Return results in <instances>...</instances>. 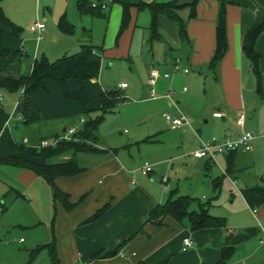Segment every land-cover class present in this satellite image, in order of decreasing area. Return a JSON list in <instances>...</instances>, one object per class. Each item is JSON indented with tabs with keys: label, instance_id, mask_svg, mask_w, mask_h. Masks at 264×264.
<instances>
[{
	"label": "rangeland",
	"instance_id": "obj_1",
	"mask_svg": "<svg viewBox=\"0 0 264 264\" xmlns=\"http://www.w3.org/2000/svg\"><path fill=\"white\" fill-rule=\"evenodd\" d=\"M78 1L3 0L5 16L23 30L21 37H16L0 19V46L11 51H26L31 59L35 58L39 51L54 62L79 53L80 41L87 39L91 34L92 41L89 45L101 49L107 20L99 16L93 18L90 14L81 15L77 8ZM87 1L98 3L99 0ZM186 12L188 13V10ZM186 12L180 15L188 24L189 15L187 17ZM63 16L71 25L72 33L61 28L60 21ZM36 21L45 22L47 27L40 39L29 29ZM228 24L227 16V29ZM123 35L120 28L118 40L119 36ZM182 44L184 47L189 46L187 42ZM159 46L160 44L156 46L158 49L153 60L142 61L133 57L106 61L102 65L99 79L88 81L86 84V90L91 98L89 113L79 101L66 98L60 87L50 80L46 84L47 90H39L31 98L33 107L42 113V120L36 124L25 125L18 120L21 116L19 114L12 120L21 93L0 90V158L6 151L12 152L11 155L14 153L8 136L17 145H25V138L32 141L41 138L50 140L54 138H50L52 134L63 135V129L66 127H74L77 132L81 131L88 121L101 115L102 95L105 91L118 90L121 95L128 98V101L118 105L105 116L94 132L96 140L91 137L86 141L87 144L91 148L97 144L111 154L116 153L119 158L129 163L128 167L131 170L137 168L139 171L146 162L149 163L159 174L155 178L152 176L155 179L153 181L155 187L164 189L165 184L162 183L161 176L168 177L169 185L178 187L180 194L197 201L194 209L198 210L200 203L212 216L224 219L226 227L214 229L222 230L225 235L231 231L240 234L248 229H254L255 234L237 246L230 264H264V244H260V240L264 238L261 231V228L264 229V206L257 209L258 213L255 216L254 210L247 205L241 193L247 186L264 187V100L257 93V79L251 70L250 62L244 56L243 96H251L250 99L253 97L257 106L251 120L256 140L252 143L254 150L244 159L243 169L232 179L226 172L227 162L224 156L217 158L221 166L216 164L210 170L205 169L206 160H200V163L193 160L191 153L194 152V148L191 142L184 143L180 131L170 129L165 119V114L175 117V112L170 110L165 100L150 99L148 78L152 71L151 67H162L164 60V54L160 53L162 50ZM135 48L137 49L134 54L140 51V46ZM9 62V57L0 58V64L4 67H7ZM190 70V84L187 86L191 93L198 90L200 95H204L207 110L212 112L223 100L231 104L232 109L236 111L235 114L244 110L243 96L236 95L237 91H234L233 87H220L215 84L210 70L201 71L193 67ZM260 71L263 82L264 68L260 67ZM218 75L221 76L220 70ZM119 83H125L129 88L121 90L118 87ZM262 87L264 93V84ZM68 88L71 92H77L80 86L72 80ZM247 112L250 118L251 111ZM7 122L10 123L9 127ZM194 127L195 132H191L188 139L192 143H198L199 140L194 134H198L197 128L205 127V133L208 128L201 120L198 124L194 123ZM234 128L239 130L236 123ZM2 129L7 133L1 134ZM151 135H155L156 143L141 141ZM128 143H133V146L127 147ZM77 156L78 164L85 168L84 171L94 163L92 159L102 158L91 152L80 153ZM217 178L215 188L213 182ZM233 180L236 186L232 183ZM41 181L42 186L31 184L22 174V169L0 166V213L3 214V220L0 222V264H52L49 248L35 252L38 246L46 245H54L58 251L56 240H53L51 234L52 216H56L58 202H54L52 189ZM16 192H20L21 196L16 197ZM3 195H8L4 199L5 206L1 205ZM184 224L191 229L189 221H185ZM21 239L25 242H20ZM198 262L204 264L205 260L200 259Z\"/></svg>",
	"mask_w": 264,
	"mask_h": 264
},
{
	"label": "crops",
	"instance_id": "obj_2",
	"mask_svg": "<svg viewBox=\"0 0 264 264\" xmlns=\"http://www.w3.org/2000/svg\"><path fill=\"white\" fill-rule=\"evenodd\" d=\"M81 1L89 2L87 0H79L77 8L78 3ZM141 1L145 4H167L177 0ZM227 1L229 2L227 8L229 46L226 56L217 67L215 74L209 68V64L216 48V25L221 0H200L197 7V17L188 20L189 39L185 41L189 44L188 47H184L182 44L184 42L180 39L177 23L164 15L158 19V37L152 39L150 28L153 18L152 12L148 7L140 9L137 7L131 8L128 25L122 32L124 35L122 37L119 36V41L118 34L122 26L124 14L122 4L113 0L98 1V4L108 6V9L101 11L99 15V17L107 20L103 47L101 48L104 51L102 65L106 61L122 60L125 58L133 59V57L142 61L153 60L155 58V51L158 49L156 46L160 44L159 48L162 50L160 53L164 54L163 65L159 68L151 67V69L158 70L161 74L168 73L170 77L158 80L156 91L159 98L152 99L150 96V99L165 100L170 110L175 112V117L180 113L188 117L190 124L178 129H172L170 123H168L170 129L180 131L183 137L181 140L184 143L191 142L194 152L200 148L203 141H207L212 137L236 139L245 131L252 133L255 131V128L252 126L253 121L251 120L257 106L253 97L250 99L249 97L251 96H243L245 85L242 71L245 65V55L242 46L244 36L249 28L257 20L264 19V0ZM187 10L188 13L186 12ZM182 12H186L188 17V8L183 9L180 13ZM101 15H104V17ZM46 29L44 32H46ZM261 38H264L263 34L257 40L256 50L262 55L260 67L263 69L264 41L262 40L264 39ZM91 41L92 36L90 34L87 36V39L80 41V47L83 44H89ZM139 46L140 51L134 54V51L137 49H134V47ZM24 53L27 54L26 51ZM42 56L47 57L44 53L40 54L38 51L35 58L31 59L29 57L31 60H34ZM177 62H179V70H176ZM192 67L201 71L210 70L213 73L215 84L220 87H233L234 91H237L236 95L241 94L243 96L244 110L235 114L236 111L225 100L217 104L212 112L207 110L204 104V95H200L198 90L191 93L187 86V84H190L189 75ZM186 69L189 70L188 73H185ZM219 70L221 76L218 75ZM196 80L198 81V78ZM121 84L123 83H119L118 87L122 90ZM128 88L129 86L123 90ZM185 88L187 89L186 91H184ZM150 94L151 87L149 86ZM168 94L170 98L166 97ZM19 103H21L20 99L17 101V105ZM17 105L12 120L16 118ZM34 110L36 109L34 108ZM36 111L40 112V110ZM247 111H251L250 118ZM215 112H221L223 117L214 118L213 114ZM241 114H245L246 116V123L243 128L239 127L236 123V119ZM19 115L22 116V114ZM18 120L20 121V119ZM199 120H201L202 124L206 125L208 131L205 133V127H198V134H194L199 142L192 143L188 138L191 132H195L194 123L198 124ZM20 122L24 123V120ZM235 123L239 130L234 128ZM9 124H7V127H9ZM69 128L71 127L64 128L63 134ZM6 133L5 130H1V134ZM59 136L61 135L55 133L50 138H57ZM152 136L155 140L152 143H156L157 139L155 135L149 137ZM204 136L208 138L206 139ZM26 139H24V144L28 147V144L25 143ZM43 140V138L38 141L29 140V144L38 145ZM144 140L141 141L143 142ZM255 140L256 137L254 142ZM128 146L132 147L133 143H128ZM95 148L97 151L91 153L100 155L101 159H92L91 161L94 163L79 175L61 177L57 180L58 188L69 195L72 204H77L72 210L68 211L58 201L56 216H52L53 230L51 234L53 240H56L61 264H137L141 261L147 264H161L167 260L169 261L168 264H201L198 262L200 259L201 261L205 260L204 264H216L219 261L224 241L229 232L225 235L222 230L214 228L195 232L189 229L186 224H180L171 218H167L162 226L154 223L146 224L150 212L158 204L166 202L170 192L176 190L178 195H182L179 193V188L169 185L170 179L165 176H161V181L165 184L164 189L157 188L154 186L155 183H153L155 176L159 175L155 169L148 176L141 175L139 173L141 169L139 171L137 168L131 170L128 167L129 163L119 158L116 153L111 154L107 150L97 146V144ZM253 150L254 148L249 152ZM249 152L238 151L232 157V179L236 178L237 174L243 169L244 159ZM193 153H191V157L193 160H197L198 163H200V160H205L195 159ZM11 154L12 152L6 151L0 159L6 158ZM107 154H109L108 157H105ZM229 155H221L224 156L227 165V156ZM214 165L216 164L206 160L205 169L210 170ZM22 174L25 175L31 184L35 183L42 186V179L32 170L22 169ZM164 178H167L166 182H164ZM234 182L233 180L232 183L234 184ZM253 187L258 186H247L246 188ZM2 201H4V195ZM2 201L1 205L3 206ZM106 206L108 208L102 216L95 221H89L100 209ZM2 220L3 214L0 222ZM140 229L143 231L139 232ZM185 238H191L193 241L192 248L186 252L182 250ZM126 241L129 242L119 249L117 255L108 256L110 252H113ZM38 243L36 246H38ZM187 253H190V255H187ZM98 254H100V257L94 258ZM194 258L195 260H192Z\"/></svg>",
	"mask_w": 264,
	"mask_h": 264
},
{
	"label": "trees",
	"instance_id": "obj_3",
	"mask_svg": "<svg viewBox=\"0 0 264 264\" xmlns=\"http://www.w3.org/2000/svg\"><path fill=\"white\" fill-rule=\"evenodd\" d=\"M0 0V19L5 27L10 29L16 37H21L22 30L15 25L4 14ZM122 4L124 9L121 32H123L129 21V14L132 7L143 8L148 7L152 12V39L158 37V19L164 15L177 23L179 36L182 42L189 39L187 21L183 20L180 12L188 8L189 20L197 17V7L200 0H177L167 4H145L141 0H113ZM91 2L81 1L78 3L79 12L90 14L92 17L100 15L101 10L93 9ZM229 2L221 0L217 25H216V48L213 58L209 64V68L215 74L217 67L226 56L228 51V29H227V8ZM104 17V15H101ZM61 28L68 33H72L73 29L66 20L65 16L60 21ZM264 34V19L257 20L246 32L243 40L242 50L244 55L251 63V70L257 79V93L264 100L262 74L260 71V63L262 55L256 50V43L259 37ZM2 56L9 57L10 62L7 67L0 64V90L9 93H21L20 102H25L26 109L22 115L25 125L37 123L42 116L39 111L34 110L31 98L39 90H47V81H54L62 90L64 96L68 99L79 101L87 113L90 112V96L85 88L88 81L98 79L100 76L102 61L104 59V51L89 44H83L81 51L73 56H66L57 61L51 62L47 57L42 56L39 59L31 60L30 57L22 50L11 51L3 49L0 46V58ZM76 81L80 86L77 92H71L68 88L70 81ZM23 93V94H22ZM128 98L121 95L118 90H112L102 95V106L100 116L88 121L85 127L74 135L73 140L60 141L55 147H47L36 149L25 145H17L13 139L8 136V142L13 150V155L0 160V164L17 167L21 169L32 170L40 177L53 191L54 202L60 201L66 210H72L77 204L70 202V197L62 192L57 186V180L61 177H73L81 174L84 169L81 168L77 161V155L86 152H95V147H90L86 141L91 137L96 140L94 132L104 120L105 116L113 111L115 107L124 104ZM1 113V108H0ZM143 142H155L154 137H148ZM236 152L227 156V174L233 172L232 157ZM61 161H58L60 160ZM218 178L214 180L213 185L216 188ZM247 205L252 209L262 208L264 206V187L258 186L243 189L241 191ZM16 197L21 193L16 192ZM8 195H4V199ZM196 200L190 196L178 195L177 191L169 194L166 202L158 204L149 214L147 223H154L162 226L167 218H171L180 224L189 221L192 231H200L204 229L226 227L224 219L212 216L209 210L199 203V209H194ZM5 206V200L2 201ZM108 206L100 209L89 221L97 220L107 210ZM143 229V228H142ZM140 229L139 232L143 230ZM255 234L254 229H248L244 233L234 234L229 232L224 241L221 252V258L216 264H230V259L236 252L237 246L248 241ZM126 241L108 256H115L119 249L127 244ZM43 248H49L52 264H61L58 251L54 245L41 246L35 252ZM34 257V256H33ZM100 257V254L94 258ZM168 260L161 264H168ZM137 264H147L143 261Z\"/></svg>",
	"mask_w": 264,
	"mask_h": 264
},
{
	"label": "built area",
	"instance_id": "obj_4",
	"mask_svg": "<svg viewBox=\"0 0 264 264\" xmlns=\"http://www.w3.org/2000/svg\"><path fill=\"white\" fill-rule=\"evenodd\" d=\"M91 7L93 9H99L101 11H105L108 9V6L105 4H98V3H92ZM30 31L33 34H36L38 39L41 38L42 33L46 29L45 22L42 21H36L29 27ZM176 70H179V62L176 64ZM189 70L186 69L185 73H188ZM170 75L168 73L161 74L158 70L153 69L150 73V76L148 78V85L151 87V98L152 99H158L159 95L156 91V85L158 83V80L160 78H165L168 79ZM127 84L123 83L121 84V87L127 88ZM187 89L185 88L184 91ZM23 94V93H22ZM167 98H170V95H166ZM15 114V113H14ZM17 116V115H16ZM214 118H222L223 114L221 112H215L213 114ZM13 118V117H12ZM166 120L170 123L172 129H178L184 125H189L190 120L188 117L180 113L176 117H172L169 114H165ZM20 121H23V117L20 116ZM236 123L239 127H244L246 123V116L245 114H241L237 119ZM9 124V122L7 123ZM77 133L76 128L71 127L66 130V132L57 137V138H52L50 140H43L41 141L38 145H30L29 140L26 139L25 143L28 144L29 147H33L36 149H42V148H47V147H55L60 141H70L73 140L74 135ZM255 139V135L250 132V131H245L243 132L238 138L236 139H231V138H219V137H212L211 139L207 141H203L201 143L200 148L193 153V157L195 159H205L209 162H212L214 164H218L217 158L221 155H228L233 152H238V151H243V152H249L253 149L252 143ZM141 172L143 175H150V173L153 172V167L149 163H145L144 166L141 169ZM167 181V178H164V182ZM234 185L236 183L234 182ZM257 209L254 210L255 216H257ZM2 218V214L0 213V220ZM262 234L264 236V229L261 228ZM24 240L22 239L21 242ZM261 244H264V238L260 241ZM193 246V241L191 238H185L183 241V248L182 250L184 252L188 251L191 249Z\"/></svg>",
	"mask_w": 264,
	"mask_h": 264
},
{
	"label": "water",
	"instance_id": "obj_5",
	"mask_svg": "<svg viewBox=\"0 0 264 264\" xmlns=\"http://www.w3.org/2000/svg\"><path fill=\"white\" fill-rule=\"evenodd\" d=\"M25 109H26V104L25 102H21L17 105V108H16V115L18 114H24L25 112Z\"/></svg>",
	"mask_w": 264,
	"mask_h": 264
}]
</instances>
